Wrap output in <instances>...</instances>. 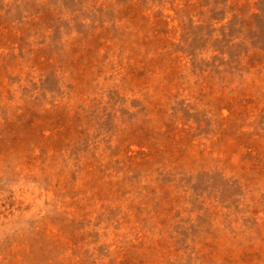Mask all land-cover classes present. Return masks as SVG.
Masks as SVG:
<instances>
[{
	"label": "rangeland",
	"instance_id": "rangeland-1",
	"mask_svg": "<svg viewBox=\"0 0 264 264\" xmlns=\"http://www.w3.org/2000/svg\"><path fill=\"white\" fill-rule=\"evenodd\" d=\"M0 264H264V0H0Z\"/></svg>",
	"mask_w": 264,
	"mask_h": 264
}]
</instances>
